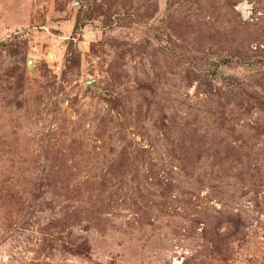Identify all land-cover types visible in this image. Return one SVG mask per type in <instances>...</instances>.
Wrapping results in <instances>:
<instances>
[{
  "label": "rangeland",
  "instance_id": "1",
  "mask_svg": "<svg viewBox=\"0 0 264 264\" xmlns=\"http://www.w3.org/2000/svg\"><path fill=\"white\" fill-rule=\"evenodd\" d=\"M0 264H264V0H0Z\"/></svg>",
  "mask_w": 264,
  "mask_h": 264
},
{
  "label": "built area",
  "instance_id": "2",
  "mask_svg": "<svg viewBox=\"0 0 264 264\" xmlns=\"http://www.w3.org/2000/svg\"><path fill=\"white\" fill-rule=\"evenodd\" d=\"M235 8L246 20L251 19L254 15V8L248 1H240Z\"/></svg>",
  "mask_w": 264,
  "mask_h": 264
}]
</instances>
